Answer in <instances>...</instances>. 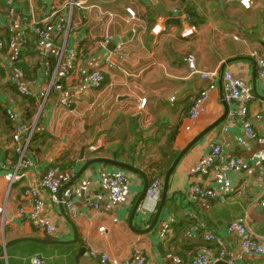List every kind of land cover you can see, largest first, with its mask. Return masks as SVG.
Segmentation results:
<instances>
[{"label":"crops","instance_id":"crops-1","mask_svg":"<svg viewBox=\"0 0 264 264\" xmlns=\"http://www.w3.org/2000/svg\"><path fill=\"white\" fill-rule=\"evenodd\" d=\"M12 1L30 11L27 1ZM80 1L84 4L74 7L72 14L67 15L72 27L66 39L52 43L51 48L53 64L57 63L61 51L66 54V49L75 48L76 68L68 77L60 74L42 107L41 100L53 70L45 67L35 48V34L30 33L31 47L25 52L23 69L25 82L37 98L34 117L41 109L42 123L30 146L37 165L29 170L16 172L18 158L11 142L13 131L5 113V107L11 105L22 111L26 120L29 104L16 87L6 83L5 70L0 69L2 264H33L37 255L48 264H98L89 253L93 248L120 261L135 259L143 253L149 264H174V256L180 257L182 264H191L196 252L204 249L216 262L221 260V246L206 239L207 231L214 232L223 242L225 256L230 260L236 264H256L262 258L242 251L237 235L226 229L231 222L243 220L256 235L264 236V206L261 205L264 142L249 138L240 122L230 128L223 147L227 158L240 157L252 163V171L240 182L241 187L238 186L241 192L231 194L227 203L209 198L195 204L186 194L189 184L197 180L215 187L210 178L193 177L191 170L219 139L221 123L197 142L175 168L163 214L149 233L136 232L130 225L133 208L144 188L142 175L109 162H99L88 167L75 182L73 178L90 159L105 158L135 166L149 179L158 175L165 180L166 172L181 150L221 117L225 103L229 109L237 107V103H227L224 99L222 77L228 70L250 85L253 98L248 103L249 120L264 134V120L255 117L257 113H264V81L259 77V59L264 58V0H253L249 9L239 0H197L190 7L199 29L192 38L183 36L186 23L175 11L187 6L184 0ZM53 7L50 0H34L38 18H44ZM126 7L135 10V19L129 18ZM6 9L5 3L0 2L3 15H7ZM158 22L165 27L162 34L153 31ZM7 24L8 20L0 16V37L4 36ZM104 41H108L105 46L101 43ZM119 43L124 44L125 54L120 67L107 68L104 86L91 88L88 85L91 68L102 63ZM188 53L196 55L199 69L214 73L216 83L206 111L195 121L189 118L191 105L209 80L190 73L184 61ZM61 97L73 98L75 105L58 107L56 102ZM172 97L176 99L172 101ZM141 98L147 99L145 107L140 106ZM50 167L58 168L63 185L73 181L65 190L74 191L79 215L72 218L64 208L77 227V238L71 221L65 217L63 205L51 202L45 189L42 196L47 203L46 215L59 227L58 235L53 237L37 228L30 217L33 205L25 199V189L39 183ZM119 171L129 174L130 181L120 202L108 212L105 210L109 201L106 179L110 173ZM14 174L17 180L10 186ZM159 204L160 201L154 204L145 197L133 226L149 227ZM189 210L202 216L206 231H192L186 214ZM101 227L105 229L101 231ZM19 238L27 239L7 246Z\"/></svg>","mask_w":264,"mask_h":264},{"label":"built area","instance_id":"built-area-1","mask_svg":"<svg viewBox=\"0 0 264 264\" xmlns=\"http://www.w3.org/2000/svg\"><path fill=\"white\" fill-rule=\"evenodd\" d=\"M29 4L30 11L26 12L22 5H17L12 0H0L4 2L7 9V15H3L0 10V16H4L8 20L6 29L3 31L4 36L0 37V69L5 70L6 83L16 87L17 91L24 97H33L34 91L25 82L26 71L19 66V63L25 57L27 48H30V33L35 34V48L44 61V65L48 70L52 71V77L48 85V90L44 93L41 100V107L49 96L50 91L57 83L60 74L68 77L76 68V61L78 52L75 48L61 51L57 59V63L53 64L51 61L52 43L56 44L62 38L67 37L72 27V21L68 19L67 15H71L74 7H81L80 0H50L54 7L45 15L44 18H38L34 10V0H25ZM186 7L184 9H175L178 14L183 16L186 27L183 30L185 38H192L197 33V25L192 20V11L190 7L197 0H184ZM240 3L247 9L251 7L253 0H239ZM68 12V13H66ZM126 13L130 19H135L137 14L132 7H126ZM165 30L164 25L158 22L154 26L155 34H162ZM134 41V38H131ZM104 41L101 43H105ZM134 43V42H133ZM124 44H117L112 52L105 57L102 63L95 64L88 75V85L93 89H100L105 84L106 69H117L120 63L124 60ZM190 73L200 76L202 79L209 80V84L203 87L194 98V103L189 111V118L196 120L202 115L207 108V102L210 98L211 91L216 88V83L213 81L214 73L211 71H203L197 66V57L194 53H188L184 58ZM259 77L264 81V58L259 59ZM224 99L227 103L235 102L237 107L229 109L225 120L222 122L223 127L219 132V139L212 143L205 155L202 156L198 164H196L191 172L193 177L201 179V177L210 178L215 187H208L205 183L197 182L190 183L186 194L191 203H199L209 198L215 199L220 203H227L231 194L241 192L239 189L240 182L246 180L247 173L253 169L251 161H246L240 157L227 158L224 151V143L226 142V135L230 128L241 123L244 133L251 139L259 142H264V134H260L249 120L248 103L252 100L250 85L247 84L240 77L235 76L231 71H225L222 77ZM176 97H172L174 101ZM147 103L146 98H141L140 106L145 107ZM58 107L72 108L75 105L73 98L61 97L57 100ZM5 113L10 121L12 127L11 142L14 152L17 155V171L29 170L35 167L37 162L31 155L30 146L36 134V124L41 113L38 110L32 123H29L23 117V112L14 107L6 106ZM256 119L264 120V113H257ZM17 180L16 174L11 179L10 186ZM130 181L129 174L119 171L110 173L106 179V185L109 190L108 207L105 210L111 212L120 202L122 195ZM164 180L158 175H153L149 179V185L145 197L156 204L160 201V194L163 190ZM64 181L58 174L57 167L48 168L47 172L39 183L31 184L25 189L24 197L32 201V210L30 217L33 219L35 226L47 234L56 237L59 233V227L52 222L46 215L47 203L42 196V190L45 189L50 194L51 202L63 204L72 218L79 215V210L75 202V194L73 190H64L60 196V189ZM239 186V187H238ZM264 206V200L261 201ZM97 207V205H95ZM24 210V209H23ZM22 210V211H23ZM191 220L192 231H206L207 227L202 216L194 210H189L187 213ZM117 221V218H114ZM105 227H101L103 231ZM227 232L237 235L239 239L240 248L242 251L258 255L262 259L258 260L256 264H264V236L256 235L254 231L243 220H236L227 226ZM171 236V234H170ZM167 237V236H166ZM169 238V236H168ZM206 239L217 242L221 246L220 259L225 256V249L223 242L220 241L214 232H206ZM90 256L96 260L98 264H149L145 254H141L135 259H128L125 261L117 260L111 257L106 252L98 249H91ZM2 255L0 256L1 259ZM183 260L178 257H173L174 264H182ZM215 259L209 251L199 249L191 264H213ZM33 264H48L45 258L40 255L35 256ZM228 264H236L232 259Z\"/></svg>","mask_w":264,"mask_h":264},{"label":"water","instance_id":"water-1","mask_svg":"<svg viewBox=\"0 0 264 264\" xmlns=\"http://www.w3.org/2000/svg\"><path fill=\"white\" fill-rule=\"evenodd\" d=\"M228 111H229V107H228V104L225 103V111L224 113L221 115V117L216 121L214 122L210 127H208L206 130H204L203 132H201L196 138H194L188 145H186V147L184 149L181 150V152L178 154V156L175 158V160L173 161L171 167L168 169V171L166 172V175H165V180H164V183H163V192H162V197L160 199V204H159V207L156 211V214H155V218L153 220V222L151 223V225L147 228H144V229H139V228H136L135 226H133V220L135 219V216L136 214L138 213V209L139 207L142 205V202L145 198V194L147 192V188H148V185H149V177L146 175V173H144V171H142L141 169L135 167V166H132V165H129V164H126V163H123V162H119V161H114V160H110V159H105V158H93V159H90L89 161H87L83 167L81 168V170L75 175V177L73 178V181L75 182L78 178H80L81 174L88 168L90 167L91 165L95 164V163H99V162H109V163H112L114 165H118V166H121L123 168H126V169H129L135 173H138L140 175H142V177L144 178V188H143V191L138 199V201L136 202L134 208H133V211H132V215H131V218H130V225L131 227L133 228L134 231L136 232H139L141 234H145V233H149L150 231H152L153 229H155V227L157 226L162 214H163V209H164V206H165V203H166V200H167V196H168V192H169V182H170V178H171V175L172 173L174 172L175 168L177 167V165L179 164V162L181 161V159L184 157V155L197 143L199 142L208 132H210L211 130L215 129L217 126H219L226 118L227 114H228ZM40 115V114H39ZM84 155V151L82 153ZM83 158V156H82ZM72 182H68L66 183L65 185H63L60 189V196H62L64 190L66 189L67 186H69L70 184L73 183ZM63 205V204H62ZM62 209H63V212L65 214V217L71 221V224L74 228V231H75V238H77L78 236V231H77V227L76 225L74 224V222L70 219L69 215L67 214L64 206H62ZM27 238H19V239H16V240H13V241H10L9 243H7V246L11 245V244H14V243H17V242H20V241H23V240H26ZM2 254V250H0V256ZM230 261V257L229 256H224L221 260H218L216 262H214L213 264H228V262ZM0 264H2L1 262V259H0Z\"/></svg>","mask_w":264,"mask_h":264},{"label":"trees","instance_id":"trees-1","mask_svg":"<svg viewBox=\"0 0 264 264\" xmlns=\"http://www.w3.org/2000/svg\"><path fill=\"white\" fill-rule=\"evenodd\" d=\"M193 15V14H192ZM29 50V49H28ZM28 50L26 51V52H28ZM27 54V53H26ZM23 58H24V56H23ZM23 62H24V59H23V61H22V63L20 62L19 63V66H21L22 68H24L23 67ZM25 99H26V101L28 102V106L26 107V115H27V118H26V121H28L29 123H32L33 122V120H34V114H35V112H36V110H37V98L35 97V96H33V97H25ZM193 103H194V100H193ZM193 105V104H192ZM192 105H191V107H192ZM32 108V109H31ZM33 108H35L34 110H33ZM41 123H42V119H41V114H40V116H39V118H38V121H37V124H36V134H35V136H37L38 134H39V132H38V128H39V126L41 125ZM159 177H161V176H159Z\"/></svg>","mask_w":264,"mask_h":264},{"label":"rangeland","instance_id":"rangeland-1","mask_svg":"<svg viewBox=\"0 0 264 264\" xmlns=\"http://www.w3.org/2000/svg\"><path fill=\"white\" fill-rule=\"evenodd\" d=\"M186 3V2H185ZM198 2H195L194 4H192V5H195V4H197ZM177 9H181V7H179V8H177ZM192 20L194 21V19L192 18ZM197 25V24H196ZM197 28H198V25H197ZM198 31H199V29L197 30V33L196 34H198ZM197 66H198V64H197ZM224 74V73H223Z\"/></svg>","mask_w":264,"mask_h":264}]
</instances>
